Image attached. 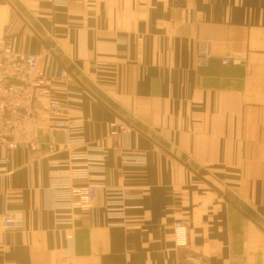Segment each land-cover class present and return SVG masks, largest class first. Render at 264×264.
I'll list each match as a JSON object with an SVG mask.
<instances>
[{
    "label": "crops",
    "instance_id": "1",
    "mask_svg": "<svg viewBox=\"0 0 264 264\" xmlns=\"http://www.w3.org/2000/svg\"><path fill=\"white\" fill-rule=\"evenodd\" d=\"M66 2L0 0V39L67 72L53 88L73 125L52 132V152L41 137L40 153L0 163V264H264V0ZM79 139L104 148L105 170L97 209L69 225L51 188L70 179L68 150L83 148L66 143ZM136 152L144 163L124 162ZM102 185L126 193L122 217L105 212ZM5 209L22 230L3 229Z\"/></svg>",
    "mask_w": 264,
    "mask_h": 264
},
{
    "label": "built area",
    "instance_id": "2",
    "mask_svg": "<svg viewBox=\"0 0 264 264\" xmlns=\"http://www.w3.org/2000/svg\"><path fill=\"white\" fill-rule=\"evenodd\" d=\"M56 5H66V0H54ZM211 45L208 42L198 43L196 61L199 67L208 66L211 59ZM240 64L239 60L223 59L222 65ZM68 76L65 70L58 75L45 72L41 68V59L34 55L24 54L15 49L8 39H0V163L6 164L12 154L23 149L30 157L41 152V137H49L48 150L56 146L52 132L68 131L72 124L59 119L62 104L53 85ZM47 124L41 125V120ZM111 136L127 133L123 125H110ZM68 146H82L81 152L69 149L70 156L65 162L67 175L71 180L87 179L84 186H74L71 180L55 181L52 185L51 208L64 212L72 224V213L76 210L93 213L97 209L98 185L95 181L102 179L105 170L106 155L103 147L82 140H67ZM66 146V147H68ZM135 153L124 157L125 163L141 164L144 159ZM58 166V165H56ZM60 166V165H59ZM62 172V171H60ZM104 208L108 216L122 217L126 209L127 195L122 189L108 188L102 185ZM2 226L5 231H20L24 226V215L19 211L8 210L2 214ZM173 239L176 247H186L188 226L175 223ZM68 245L73 243V235L67 234ZM72 248V247H71ZM71 251V250H70ZM69 251V252H70Z\"/></svg>",
    "mask_w": 264,
    "mask_h": 264
}]
</instances>
